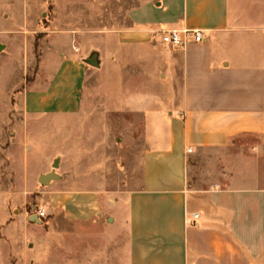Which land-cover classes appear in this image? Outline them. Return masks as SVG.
<instances>
[{"label": "crops", "instance_id": "1", "mask_svg": "<svg viewBox=\"0 0 264 264\" xmlns=\"http://www.w3.org/2000/svg\"><path fill=\"white\" fill-rule=\"evenodd\" d=\"M128 21L101 35L97 66L74 49L42 61L29 113L66 121L69 173L47 186L46 218L4 227L29 239L16 264H264V181L221 175L200 188L189 173L203 151L264 135V0H151ZM186 29L205 42H161ZM93 95L106 112L82 110ZM110 116L132 136L117 179L104 171Z\"/></svg>", "mask_w": 264, "mask_h": 264}, {"label": "rangeland", "instance_id": "2", "mask_svg": "<svg viewBox=\"0 0 264 264\" xmlns=\"http://www.w3.org/2000/svg\"><path fill=\"white\" fill-rule=\"evenodd\" d=\"M148 1L0 0V264L21 262L29 241L21 239L20 233L6 235L4 227L21 213L30 217L40 209L48 211L50 190L39 183L40 176L58 173L63 178L55 183L63 188L64 176L69 173L63 151L70 144L66 121L29 113L32 96L28 94L41 88L35 84L38 78L45 83L48 80L42 61L50 55H67L73 49L94 55L102 43L101 35L129 27V12ZM93 98V105L83 104V111L108 110L100 95ZM104 122L108 133L104 143L111 150L104 158L105 175L123 178L129 172L127 152L132 136L118 124H127V120L110 116L111 131ZM58 159L59 168L54 167ZM190 166V176L200 188L215 184L221 175L264 181V135L236 137L225 149H208L196 155ZM113 186L116 184L108 187ZM15 241L21 255L11 247Z\"/></svg>", "mask_w": 264, "mask_h": 264}, {"label": "built area", "instance_id": "3", "mask_svg": "<svg viewBox=\"0 0 264 264\" xmlns=\"http://www.w3.org/2000/svg\"><path fill=\"white\" fill-rule=\"evenodd\" d=\"M206 40L205 34L201 30H172L164 31L161 33V42L163 44L172 46V47H184L189 43H204ZM191 152V150H189ZM40 218H46V211L40 209L38 211ZM198 215H195L194 218H197ZM190 224H193V221H190Z\"/></svg>", "mask_w": 264, "mask_h": 264}, {"label": "water", "instance_id": "4", "mask_svg": "<svg viewBox=\"0 0 264 264\" xmlns=\"http://www.w3.org/2000/svg\"><path fill=\"white\" fill-rule=\"evenodd\" d=\"M0 49H2V46H0ZM96 59H97V56L93 55L91 57V59L88 61V63L90 65L97 66ZM54 167H58V163L57 162L55 163ZM57 179H59V175L57 173H55V172H50L48 174L41 175L40 178H39V183L42 186H48L50 184V182H52L54 180H57ZM31 220L40 222L36 215L32 216Z\"/></svg>", "mask_w": 264, "mask_h": 264}]
</instances>
